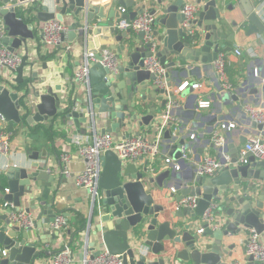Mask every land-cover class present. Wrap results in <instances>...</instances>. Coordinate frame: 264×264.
<instances>
[{
    "label": "water",
    "instance_id": "1",
    "mask_svg": "<svg viewBox=\"0 0 264 264\" xmlns=\"http://www.w3.org/2000/svg\"><path fill=\"white\" fill-rule=\"evenodd\" d=\"M186 2L198 5L190 22L198 30L192 33L183 24L186 15L181 7ZM224 2L144 0L136 9L125 12L121 9L133 6L136 0H31L21 13L10 0H0V17L6 31L3 41L11 51L21 47L24 50L20 64L16 68L7 67L13 76L0 73V117L6 122L23 120L32 123L63 116L72 119L77 128L81 122L89 123L95 129L100 127L101 133L114 132L126 138L136 129L138 133L143 128L146 132H159L161 117L168 113L171 120L167 122V128L162 127L164 131L160 134L168 154L174 160L183 161L191 149L197 151L196 159L200 160L203 149L197 150L192 139H187L189 133L185 132L189 118L193 116V105L187 90L176 92L172 80L177 87L188 76L200 78L202 71L218 76L214 61L220 47L230 49L219 42L224 38L221 25L227 22L225 9L220 6ZM259 3L239 0L247 35L264 33V8ZM232 5L228 3L225 8L231 9ZM145 10L155 15L154 27L162 28L153 29L152 35L156 42L155 54L167 67L163 86L156 81L155 73L144 68L145 59L152 54L151 41L145 39L144 31H137L132 38L131 29H120L114 23V18L133 19ZM68 15L75 20L62 34V42L67 35L68 40L74 42V48L82 52L77 64L86 52L93 53L87 80L76 79L80 91L74 98L60 94V85L37 88L34 80L38 74L33 70L36 59L29 60L28 44L36 37L38 23L51 19L64 22ZM232 23L236 24L235 21ZM107 49L117 53L114 67L103 63V52ZM25 67L29 69L27 76ZM248 69L252 75L250 83L247 80L237 90L240 94L218 83L223 102H229L228 96L238 101L235 109L241 98L257 93L252 79L259 73L264 74V57L256 58ZM249 124L264 133V123L250 118ZM225 142L223 146L228 147L231 157L229 160L220 157L226 165L224 169L212 176L190 171L179 179L175 177L173 161H167L166 156H162L159 167L153 171L144 163L138 167L135 161H124L114 150H105L99 197L91 206L85 226L71 235L70 242L76 241L94 250L92 256L100 247L107 248L111 253L120 254L123 264H175L176 260L186 264H264V260H257L252 254L245 256L243 262H237L232 257L234 244L227 243L228 237L242 230H255L264 236L261 215L264 159L257 158L251 151L242 155L233 143ZM32 158L39 157L34 153ZM243 158L246 161H242ZM5 175L8 190L2 199L11 202L15 208H21L23 199L33 192L32 181L43 196L44 188L55 180L48 160L31 162L29 167L11 165ZM255 180L260 181V186L257 187ZM171 184L180 188L176 202L186 196H195L196 205L170 208L169 195L164 190ZM256 191L260 193L257 196L254 195ZM170 196H174L173 193ZM156 198L164 204L155 202ZM207 209L211 210L210 219L205 216ZM47 213L45 222L51 224L57 215L51 210ZM64 216L69 217L68 212ZM37 217L41 219L42 213ZM0 220V248L7 251L6 255L0 256V264H34L40 256L37 241L41 238L31 229H21L14 224L6 211L0 213ZM45 233L56 243L58 231L50 227Z\"/></svg>",
    "mask_w": 264,
    "mask_h": 264
},
{
    "label": "crops",
    "instance_id": "2",
    "mask_svg": "<svg viewBox=\"0 0 264 264\" xmlns=\"http://www.w3.org/2000/svg\"><path fill=\"white\" fill-rule=\"evenodd\" d=\"M104 1L108 0H95V2ZM143 1L144 0H136L133 6H125L126 12L136 9L137 5ZM251 1L260 2L261 8H264V0ZM228 3H233L231 9L225 8ZM23 6L24 8L20 10L25 9V3H23ZM220 6L225 9L224 15L227 17V22L221 25L223 27L224 38L220 39L219 42L223 46H230V49L226 50L220 47L219 54L224 55L228 60V65L232 69L237 80V84L234 87H224L236 93L244 83H247V80L250 83V77L252 75L248 73V67L251 63L260 56L264 57V33H252L247 35L246 27L243 26L244 19L239 8V0H225L224 4L220 3ZM26 16L28 15L26 14ZM74 20L75 18L72 15H68L65 17L63 23L66 24L69 29ZM233 21H235L236 24H233ZM117 22L118 18H114V23L116 24ZM42 24L43 23L40 22L35 27L36 37L29 40L28 44L29 60L36 59V65L33 70L37 72L38 76L37 79L34 80V84L37 88L60 85V94L62 93L65 96L71 95L72 98H74L80 91L79 82L76 80L77 78H75V70L79 66L77 62L81 60L82 52L74 48V42L69 41L67 35L65 41L61 42L60 46L44 45L40 35ZM154 29L162 30L159 26H155ZM196 30H198V28L194 26L190 29V32L192 33ZM130 36L134 38L136 36V31H133ZM116 44H120V42H116ZM236 48L241 50L240 54H235ZM15 52L22 54L24 50L21 47L15 50ZM44 63L46 64L45 67L43 66ZM24 70V74L27 76L29 73L28 67H25ZM2 72L6 74V76H13L6 68H3ZM186 80H188L190 84L184 88V91L187 90V96L191 101L190 103L193 105V116L189 118L185 132L189 133L187 139H192L197 150L203 149L201 158L209 154L219 159L221 156H224L228 160L230 159L231 152L228 147L223 146L224 148H221L222 146H218L213 139L214 131L218 130L222 123L235 124L230 129L223 130V135L225 136L226 142L233 143L239 151H241L249 135L257 134L264 139V133L259 132L249 124L250 117L245 110L246 103L264 107V74L259 73L254 76L252 83L257 93L248 94L246 98H241L239 100V107L236 109L234 107L238 104V101L233 100L230 96H228L229 102L227 104L223 102L222 95L218 90V83L221 82L222 85L224 84L217 75L215 76L213 73L210 74L208 71H202V76L200 78L188 76L184 78L182 82ZM172 82L173 88L176 90L178 86H175L174 80H172ZM194 83H199V85L197 87L192 86ZM238 93L240 94V92ZM201 101H209V104L204 106L201 104ZM164 117L165 114L162 115L161 122ZM174 121L175 123H179L177 119H174ZM37 124H40V126L42 125V127L34 131L33 128L36 127ZM79 124L80 127L77 128L72 119L63 116L56 117L54 120L48 119L38 122L34 121L32 123L23 120L20 123L14 121L1 122V125L8 128L11 132L9 150L6 153L0 152L1 173L5 174L11 165L29 167L31 162L38 161L42 163L44 160H48V166L54 170L55 174V180L52 182L51 186L44 188L43 196L40 195V189L36 182L32 181L33 192L29 197L24 198L21 204V208L26 209L29 207L31 211L35 213L36 223L31 230L41 238V241H37L38 247L40 249L45 247L44 250L47 251V254L37 257L34 264H53L50 260L53 253L50 252L53 250L56 252L62 248V245L69 246L73 252L76 249L79 250V253H74V260L70 264H83L82 257L85 252L89 251L90 254L94 253V250H86V246L83 247V245L78 244L76 241L70 242L74 229L80 228L84 224L91 210V197L88 189L84 186L77 185L74 179L75 174L84 167V159L77 151V144L74 138L76 135L88 136L92 133V127L89 123L81 122ZM167 127L168 126H166V128ZM99 129L100 127H98V129L93 127V130H97L98 132H100ZM137 130L138 129L133 131L131 135L138 134ZM162 131H164V129H162ZM159 133L160 132L157 130L146 132L145 128H143L141 132V134L151 139L158 138L159 136L162 138L161 152L156 159V166L159 167L162 156H166V158H170V161L172 160L174 163L176 178H182V176L186 175L188 172L196 171L199 162V160L196 159L197 151L189 149L183 157V161L174 160L168 154L169 151L162 142L163 135L161 136ZM112 134L117 139L122 138L119 135L117 136L114 132ZM212 142H214L215 145H211ZM34 153H36L39 158H32ZM63 155H69V160L65 162L62 159ZM124 161H135L138 167L141 166L142 163L139 159H124ZM62 166L63 168L65 167L63 170L64 172L62 171ZM225 166L226 165H223L222 169H224ZM6 180L8 182L7 177ZM255 181L257 187L260 186V181ZM171 187H174V191L171 190ZM164 191L169 195L170 208L175 210V197L179 196L180 188L176 187L175 184H171L167 185ZM5 193L6 191L0 193V213L5 212V210L1 208L3 202L2 198ZM171 193H173L174 196H170ZM258 194H260L259 191H256L254 195L257 196ZM155 202L164 204V202L158 198H156ZM49 210L56 215L62 214L64 216L65 212L69 214V217L64 216L67 221V226L58 231L59 236H57L56 243H53L50 239V234L45 233V231L51 227L50 224L45 222V219L48 218L49 214L47 212ZM40 213H42V217L38 219L37 216ZM261 215L264 218V208ZM1 222L0 220V224ZM250 231L251 230H242L239 234L228 237L227 243L231 242L234 244L232 257L237 259V262H243V258L248 255L246 252V240L248 239ZM260 237L261 240L264 241V236L260 235ZM44 238L48 241L43 242L42 239ZM31 240L33 241V238ZM175 264L186 263H181L176 260ZM187 264H190V262Z\"/></svg>",
    "mask_w": 264,
    "mask_h": 264
},
{
    "label": "built area",
    "instance_id": "3",
    "mask_svg": "<svg viewBox=\"0 0 264 264\" xmlns=\"http://www.w3.org/2000/svg\"><path fill=\"white\" fill-rule=\"evenodd\" d=\"M11 4L17 5V9L20 10L24 8L23 3H25V8L29 6L30 1L19 2L18 0H10ZM198 5L193 2H186L182 5L181 11L186 15V19L183 24L192 28L191 20L195 17ZM122 11L126 12V8H122ZM155 15L150 11L145 10L142 14L134 17L133 19H119L116 26L120 29H131L132 31H144L145 39L151 41L152 54L148 56L144 61V68L156 74V81L161 86L165 85V73L167 67L161 63L159 57L155 54L156 42L152 35L154 29ZM41 26V41L44 45H59L62 42V34L66 33L68 26L61 21L56 19H51L42 22ZM5 25L0 18V73L3 68L9 70L7 67L16 68L21 62V53L11 51L5 42L3 37L5 35ZM241 50L239 48L235 49V54H240ZM93 58L92 52H86L79 66L75 70V78L86 81L88 70L90 66V61ZM117 59V53L112 50H104L103 52V63L114 67L115 61ZM214 66L218 77L223 81L224 86L230 88V84L227 82L226 66H228V60L224 55L218 56L214 61ZM190 82L188 80L183 81L177 88L176 92H180L186 88ZM199 83H194L192 86L197 87ZM201 104L206 106L209 101H201ZM245 110L249 117L257 122L264 123V107L246 103ZM171 120L168 113L161 124L160 133L162 132V127L167 125V122ZM5 121L3 117H0V152L6 153L10 148V130L1 125V122ZM234 123H222L218 130L213 133V139L218 146H223L225 142V136L223 135V130L230 129L233 127ZM77 144V151L84 159V167L82 170L77 172L74 176L77 185L84 186L88 189L89 195L91 197V206L94 204L95 200L99 197V177L102 170V155L105 150H114L121 158L137 160L142 157L141 162L151 167L154 171L156 169V159L161 152V140L160 136L155 139L148 138L147 136L138 133L133 134L126 138H115L112 133L106 132L101 133L97 130H93L88 136L76 135L74 138ZM251 151L257 158L264 159V139L257 134L249 135L241 148V154L244 155L246 152ZM69 155H63L62 159L66 162L69 160ZM170 161V158H166ZM242 161H246L243 158ZM222 161L212 155H204L199 160L196 171L198 174L212 176L217 174L223 168ZM65 168V167H64ZM62 166V171L64 170ZM64 172V171H63ZM1 173V171H0ZM7 187L5 191H7ZM174 191V187H171ZM195 196H186L180 201L176 202V208L182 206H195L196 205ZM1 208L8 213L10 220L18 225L21 229H32L36 223L35 213L31 210L25 208H15L14 205L3 200ZM205 216L210 219L212 217L211 210L207 209ZM52 230L60 231L66 228L67 221L62 214H58L51 224ZM200 231V230H199ZM45 248V247H44ZM41 248V249H44ZM88 250V248L86 249ZM6 250L0 248V255H6ZM247 254H252L257 260H264V241L261 240L260 234L255 230L250 231L248 236V242L246 245ZM53 264H70L74 260L73 250L69 246H64L60 248L50 257ZM83 264H123V260L120 254H115L109 252L107 248H101L95 255L86 251L82 257Z\"/></svg>",
    "mask_w": 264,
    "mask_h": 264
},
{
    "label": "trees",
    "instance_id": "4",
    "mask_svg": "<svg viewBox=\"0 0 264 264\" xmlns=\"http://www.w3.org/2000/svg\"><path fill=\"white\" fill-rule=\"evenodd\" d=\"M25 18L28 20L29 16H25ZM226 74H227V82L230 84V88L234 87L237 84V80H236V77L234 76V73L232 72V69L229 67V65L226 66ZM41 127H42V125L40 126V124H37L36 127L33 128V130L36 131V130L40 129ZM6 187H7L6 175L4 173H1L0 174V193L4 192ZM84 226H85V221H84V224L80 228L74 229L73 233L82 229ZM63 246L64 245H62L61 247L63 248ZM43 254H47V251L44 249H42L40 251V255H43Z\"/></svg>",
    "mask_w": 264,
    "mask_h": 264
}]
</instances>
